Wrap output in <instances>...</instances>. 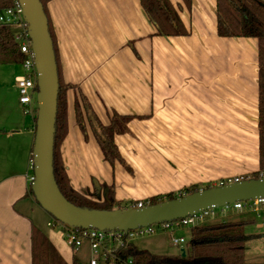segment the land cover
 <instances>
[{
    "label": "crops",
    "instance_id": "crops-1",
    "mask_svg": "<svg viewBox=\"0 0 264 264\" xmlns=\"http://www.w3.org/2000/svg\"><path fill=\"white\" fill-rule=\"evenodd\" d=\"M170 2L188 35H155L140 0L46 3L59 75L71 86L59 153L69 185L90 200L101 201L110 186L125 204L177 197L259 169L257 38L218 36L216 0ZM79 93L104 125L113 112L133 116L128 132L114 136L125 164L105 161L87 120L85 133L79 126ZM23 122L0 125V264H32V229L64 264H82V248L73 251L48 220L45 230L33 206L26 172L34 125Z\"/></svg>",
    "mask_w": 264,
    "mask_h": 264
},
{
    "label": "trees",
    "instance_id": "trees-1",
    "mask_svg": "<svg viewBox=\"0 0 264 264\" xmlns=\"http://www.w3.org/2000/svg\"><path fill=\"white\" fill-rule=\"evenodd\" d=\"M50 0H40L46 13V3ZM140 4L148 20L155 28L158 36H186L189 34L179 17V8L173 6L170 0H140ZM9 5V0H0V10ZM189 6V0H186ZM216 32L220 37H253L258 40V162L256 175L264 170V0H216ZM48 20V29L53 42L57 73L58 96L55 117L53 174L62 195L75 206L89 209L112 210L120 205L115 201L113 187H106V195L101 201H92L71 188L63 168L59 147L67 133L66 118V85L60 78L56 47L53 32ZM22 55L13 40L12 31L0 25V64H18ZM82 106L75 102L76 120L85 133V119L100 147L103 159L111 165L115 161L124 163L114 141V136L128 132V122L133 116L112 113L109 123L102 124L92 111L85 96L80 94ZM35 121V119H34ZM125 164V163H124ZM126 166V165H125ZM127 167V166H126ZM255 178V177H254ZM257 178V177H256ZM247 179L243 177V180ZM208 187L193 185L184 189L185 194L205 190ZM29 193L32 194L31 189ZM172 193L149 198V205L175 199ZM250 221H219L216 223L190 228L188 249L185 255L154 254L144 249H138L129 243L120 251L123 256H131L134 264H254L246 262L244 253L246 243L259 235H248L245 227ZM32 264H64L46 236L37 229H32ZM72 264H79L74 258Z\"/></svg>",
    "mask_w": 264,
    "mask_h": 264
},
{
    "label": "water",
    "instance_id": "water-1",
    "mask_svg": "<svg viewBox=\"0 0 264 264\" xmlns=\"http://www.w3.org/2000/svg\"><path fill=\"white\" fill-rule=\"evenodd\" d=\"M29 25L38 71L39 104L32 144L36 179L32 195L55 219L75 227L128 230L137 226L185 217L211 206L264 197V177L208 187L140 209L99 210L75 206L60 192L53 174L58 73L48 20L40 0H21ZM182 256L185 255L181 249Z\"/></svg>",
    "mask_w": 264,
    "mask_h": 264
},
{
    "label": "built area",
    "instance_id": "built-area-1",
    "mask_svg": "<svg viewBox=\"0 0 264 264\" xmlns=\"http://www.w3.org/2000/svg\"><path fill=\"white\" fill-rule=\"evenodd\" d=\"M24 11V4L21 0H9V5L0 10V25L7 26L12 31L13 40L23 57L19 62L22 67V74L15 79L18 102L24 113L34 114L36 117L39 104V88L37 85L38 71L32 39L29 33V25L25 18ZM34 131L35 125L33 126V132ZM259 175L260 178H263L264 170L260 171ZM26 179L29 190L36 179L32 150L28 160ZM241 180H243V177H229L220 181L218 185ZM183 195H185V193H181L177 197ZM147 205H149V199L134 200L128 202L123 208L118 207L116 209H140ZM262 208H264V197H258L221 206H211L210 208L188 214L185 217L137 226L128 230L75 227L67 225L52 216H50L47 226L59 230L66 244L73 251L79 250L86 245L89 250L87 264H134L131 256H123L120 251L129 243H132L136 238L164 233L170 235V240L174 246L181 245L186 242V239L184 236H174V232L177 230L183 228H188L190 230L192 227L206 225L215 221H224L225 219L220 218L221 215L224 216L227 214V210L247 211L254 213L256 218H261L260 212ZM215 209H219L220 215ZM256 225L258 228H264V220L262 219Z\"/></svg>",
    "mask_w": 264,
    "mask_h": 264
},
{
    "label": "rangeland",
    "instance_id": "rangeland-1",
    "mask_svg": "<svg viewBox=\"0 0 264 264\" xmlns=\"http://www.w3.org/2000/svg\"><path fill=\"white\" fill-rule=\"evenodd\" d=\"M21 74H22V67L19 63L0 64V125L9 126V124H11V121L22 119L24 122L22 123V125L20 124V126L25 129H31V127L35 125V121L33 122L35 116L34 114L24 113L21 105L18 102L17 91H15L12 87V84H15L16 77ZM77 100L80 103V107H81L82 101L80 99V95H78ZM32 137L34 139V133H32ZM259 172L256 175H254L253 173H249L248 175H242L241 177L247 179H258L260 178ZM126 204L120 203V205L114 208L116 209L119 206L123 208ZM33 206L38 208L40 207V205L36 201H34ZM215 211L220 215L219 209H215ZM40 213H41L40 222L43 228L47 230L46 222L47 220L50 219V215L43 209ZM226 213L227 214L224 216L221 215L220 219H225L224 221L245 220L251 222L245 227V233L248 235H259V237L252 238L246 243L244 258L248 263L264 264V228H258L256 225L262 219L264 220V208H262L260 212L261 218L258 217L256 218L254 213H250L247 211L227 210ZM216 222L219 221H215L211 223H216ZM174 236L176 237L184 236L186 242L182 243L181 245L174 246L170 240L171 239L170 235L164 233H160V234L157 233L152 236L136 238L133 241V244L139 249L154 248L156 250H162L164 252H167L170 255H178L181 254V249H184V251L188 249V245H189L188 243L190 237L189 229L183 228L177 230L174 232ZM78 258L80 259V262L82 264H87L89 258V250L86 245H84L82 249L78 252ZM37 264H39V261H37Z\"/></svg>",
    "mask_w": 264,
    "mask_h": 264
}]
</instances>
